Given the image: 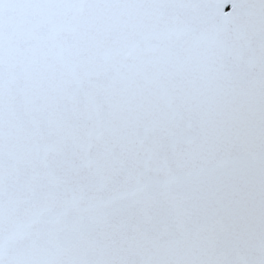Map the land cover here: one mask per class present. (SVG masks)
<instances>
[{"label": "snow or ice", "instance_id": "snow-or-ice-1", "mask_svg": "<svg viewBox=\"0 0 264 264\" xmlns=\"http://www.w3.org/2000/svg\"><path fill=\"white\" fill-rule=\"evenodd\" d=\"M0 264H264V0H0Z\"/></svg>", "mask_w": 264, "mask_h": 264}]
</instances>
